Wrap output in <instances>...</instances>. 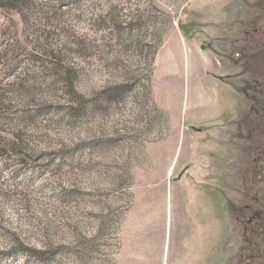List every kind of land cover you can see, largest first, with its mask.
<instances>
[{
    "label": "rangeland",
    "instance_id": "obj_1",
    "mask_svg": "<svg viewBox=\"0 0 264 264\" xmlns=\"http://www.w3.org/2000/svg\"><path fill=\"white\" fill-rule=\"evenodd\" d=\"M254 1L0 0V264L239 262L229 60ZM194 59L223 75L225 143L167 109Z\"/></svg>",
    "mask_w": 264,
    "mask_h": 264
},
{
    "label": "flooded vegetation",
    "instance_id": "obj_2",
    "mask_svg": "<svg viewBox=\"0 0 264 264\" xmlns=\"http://www.w3.org/2000/svg\"><path fill=\"white\" fill-rule=\"evenodd\" d=\"M254 2L253 12L241 20L229 60L238 68L231 76L238 81L235 90L243 104L245 143L244 161L233 188L240 202L233 215L241 239L237 264H264V0Z\"/></svg>",
    "mask_w": 264,
    "mask_h": 264
},
{
    "label": "crops",
    "instance_id": "obj_3",
    "mask_svg": "<svg viewBox=\"0 0 264 264\" xmlns=\"http://www.w3.org/2000/svg\"><path fill=\"white\" fill-rule=\"evenodd\" d=\"M201 59L198 61L196 59L193 60L194 63H196V67L195 70L192 71V75L188 77L189 79L187 78V81L184 74L182 77L179 76L178 79H182V86L176 87L179 97L175 100L176 102H174V99H171L172 97H170V106H167V109H171L172 104H175L177 107V116L184 112L190 123L193 119H198L200 122L202 121V126L204 125L206 128H208L209 136H211L217 142L225 143L224 140H220V138H222V132L225 133L226 131V123L231 127V124H228L229 120H225V116L227 117L228 114H226V112H229L230 120L235 119L234 115L231 116V113H233L232 101L229 96L228 99L224 98L223 95L221 96L220 91L222 90V82L216 77L217 75L215 72H208L205 77L202 75L201 63L204 60ZM197 67L200 68L196 70ZM236 69H238L237 66L233 68V70ZM174 89L175 88H171L170 86L168 95H173ZM233 93H236L237 96H239L235 89L233 90ZM223 100L226 104L223 102ZM238 101L239 103L236 104L234 110L236 108L237 112L238 109L241 116L243 113V104L240 97ZM240 120V123H242V116ZM189 122L188 124H190ZM191 124L195 125L193 122ZM204 134L205 133H203L200 129L198 135L202 137ZM241 134V137L243 138V132H241Z\"/></svg>",
    "mask_w": 264,
    "mask_h": 264
},
{
    "label": "trees",
    "instance_id": "obj_4",
    "mask_svg": "<svg viewBox=\"0 0 264 264\" xmlns=\"http://www.w3.org/2000/svg\"><path fill=\"white\" fill-rule=\"evenodd\" d=\"M13 145H14V143L11 142L10 148H14ZM8 146H9V144H8Z\"/></svg>",
    "mask_w": 264,
    "mask_h": 264
}]
</instances>
